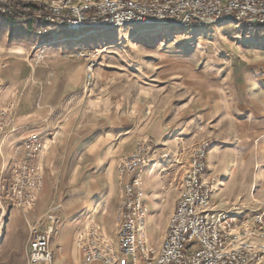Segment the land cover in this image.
I'll return each mask as SVG.
<instances>
[{
    "label": "rangeland",
    "instance_id": "obj_1",
    "mask_svg": "<svg viewBox=\"0 0 264 264\" xmlns=\"http://www.w3.org/2000/svg\"><path fill=\"white\" fill-rule=\"evenodd\" d=\"M16 4L17 8L32 5L21 1ZM16 6L0 4V39L5 40L2 52L15 47L25 49L27 64L32 68L51 69L50 80L60 81L62 77L57 72L65 66L74 70L80 65L82 69L80 87L68 101L71 106L58 109L63 117L55 124L57 130L64 128L73 132L117 121V125L125 124L135 133L139 116L146 120L145 124H152L168 111L173 120L190 124V133L201 135L212 130L224 143L244 144L235 148L242 167L239 173L247 179L255 174L257 186L254 189L259 200L264 191V23L225 22L195 27H137L75 33L45 18L34 21L24 11L16 12L12 20L3 15L5 9L15 11ZM78 51L100 52L92 73L87 62L77 57ZM6 66L5 59L0 60V70ZM3 94L0 77V106L10 109L14 122L0 140L15 131L18 109L13 102L4 101ZM124 117L128 121L120 123ZM43 129L40 126L28 133L39 135ZM136 137L123 144L125 154L117 169L120 184L122 160L141 144L155 145L151 138L137 140ZM204 142L211 148L212 141L203 139L191 152ZM41 154L31 158L24 146L14 166L27 163L41 179L45 176L39 166ZM70 175L68 171L66 181ZM10 182L2 187L7 189ZM41 185L42 180L37 192ZM2 187L1 194L4 193ZM8 205L23 213L35 207L26 211L13 208L10 201ZM9 207H1L3 222L8 218ZM263 210L264 200L252 212ZM50 215L52 213L44 220L49 221ZM41 224L34 225L41 227ZM142 236L151 239L147 229ZM259 264H264V257Z\"/></svg>",
    "mask_w": 264,
    "mask_h": 264
},
{
    "label": "crops",
    "instance_id": "obj_2",
    "mask_svg": "<svg viewBox=\"0 0 264 264\" xmlns=\"http://www.w3.org/2000/svg\"><path fill=\"white\" fill-rule=\"evenodd\" d=\"M2 43L5 40L0 39V60L5 59L7 64L0 70L2 98L13 102L18 109L15 131L0 140V264H30V227L41 222V228L52 234L51 264H85L77 238L89 226L97 227L117 247L118 209L122 198L117 169L125 154L123 144L135 136L137 140L151 138L156 146L142 176L147 209L143 234L147 229L151 239L140 236L155 253L167 236L190 152L203 139L212 141L207 170L217 183L212 195L213 207L247 218L264 200V191L259 200L256 198L255 174L247 179L239 173L242 167L235 148L244 144L224 143L212 130L201 135L190 133V124L173 120L168 111L152 124H145L146 120L139 116L135 133L125 124L117 125V121L73 132L64 128L57 130L55 124L63 117L58 109L71 106L68 101L80 87V65L74 70L67 66L60 68L57 74L61 75V80H50L51 69L32 68L25 60V49L15 47L5 53ZM124 119L120 123L128 121ZM40 126L44 129L38 137L45 150L39 158V166L45 176H41L42 185L34 209L23 213L9 207L7 192L1 194V187L11 180L14 162L24 150L25 138L36 134L28 131ZM51 128L56 130L50 133ZM68 171L71 177L66 181ZM2 205L10 208L5 222L2 221ZM51 213L56 223L44 220Z\"/></svg>",
    "mask_w": 264,
    "mask_h": 264
},
{
    "label": "built area",
    "instance_id": "obj_3",
    "mask_svg": "<svg viewBox=\"0 0 264 264\" xmlns=\"http://www.w3.org/2000/svg\"><path fill=\"white\" fill-rule=\"evenodd\" d=\"M18 1L42 6L46 21L75 33L264 23V0H0V4L16 6ZM100 55L98 51H78L77 57L87 62L92 73ZM13 123L10 109L0 106V138ZM24 146L31 158L45 148L36 134L27 137ZM154 148L152 143L141 144L122 160L117 247L97 227L85 228L77 238L85 264H259L264 257V210L240 218L213 207L217 183L207 172L208 142L191 152L181 195L159 252L140 240L147 220L142 176ZM40 184L39 176L20 162L13 167L7 189H2L9 192L13 208L27 211L35 206ZM48 219L57 222L53 214ZM51 239V232L32 226L30 264L52 263Z\"/></svg>",
    "mask_w": 264,
    "mask_h": 264
},
{
    "label": "trees",
    "instance_id": "obj_4",
    "mask_svg": "<svg viewBox=\"0 0 264 264\" xmlns=\"http://www.w3.org/2000/svg\"><path fill=\"white\" fill-rule=\"evenodd\" d=\"M15 11L13 8H8L5 9V14H3L5 17H7L8 19H13L15 17L14 14H16V12H23L26 15H30V17L33 18L34 21H40L41 19H43L46 15V10L45 8H43L42 6H36V5H30V6H22L17 8V6L15 7ZM17 17V16H16ZM23 19H25L24 17H22Z\"/></svg>",
    "mask_w": 264,
    "mask_h": 264
}]
</instances>
